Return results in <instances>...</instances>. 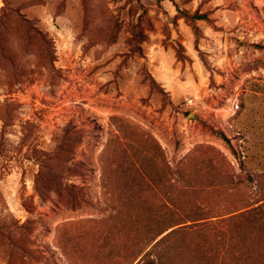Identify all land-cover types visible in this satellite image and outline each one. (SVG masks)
Wrapping results in <instances>:
<instances>
[{"label":"rangeland","instance_id":"374dc122","mask_svg":"<svg viewBox=\"0 0 264 264\" xmlns=\"http://www.w3.org/2000/svg\"><path fill=\"white\" fill-rule=\"evenodd\" d=\"M263 202L264 0H0V264H264Z\"/></svg>","mask_w":264,"mask_h":264},{"label":"trees","instance_id":"16d2710c","mask_svg":"<svg viewBox=\"0 0 264 264\" xmlns=\"http://www.w3.org/2000/svg\"><path fill=\"white\" fill-rule=\"evenodd\" d=\"M181 13L192 20L208 19V15L205 13L195 12L194 14H188L186 11H181ZM195 31L197 32V28H195ZM137 39V41L142 40L141 32L137 33ZM139 50L142 51V47H139ZM219 135L224 140H228L223 132H220ZM248 212H255V214L264 213V202L254 207V209H250ZM174 226L173 223H168V225L164 223H152L143 226L142 233L145 234V236L144 239L142 240L141 238L137 244L142 242L144 248H142V251H138V254L134 257L135 260L140 257L137 264H172L170 252L175 250L177 246L170 242L172 241V237L176 235V230L172 229L169 231V229Z\"/></svg>","mask_w":264,"mask_h":264}]
</instances>
